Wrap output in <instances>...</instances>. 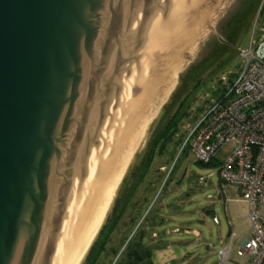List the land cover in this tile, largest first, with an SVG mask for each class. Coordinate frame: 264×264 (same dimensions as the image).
<instances>
[{
    "label": "water",
    "instance_id": "95a60500",
    "mask_svg": "<svg viewBox=\"0 0 264 264\" xmlns=\"http://www.w3.org/2000/svg\"><path fill=\"white\" fill-rule=\"evenodd\" d=\"M256 0H0V264H81L196 68Z\"/></svg>",
    "mask_w": 264,
    "mask_h": 264
},
{
    "label": "rangeland",
    "instance_id": "374dc122",
    "mask_svg": "<svg viewBox=\"0 0 264 264\" xmlns=\"http://www.w3.org/2000/svg\"><path fill=\"white\" fill-rule=\"evenodd\" d=\"M263 30L264 0H256L229 36L226 47L217 50L211 62L196 68L160 113L142 139L137 163L101 226H106L110 245L122 247L128 236L143 228L155 264L246 263L247 258L237 251L249 237L247 203L235 185L222 181L217 174L218 159H223L231 146L218 152L214 166L202 165L194 159L188 138L212 100L225 95L230 81L240 71L241 54ZM173 118L177 119V129L172 137L153 144L154 137ZM150 146L154 153L148 159ZM208 174L206 184H199L198 178ZM121 212V219L113 228L112 220ZM214 216L219 222L213 221ZM220 248L227 249L224 263L218 253ZM110 259L111 254L105 264Z\"/></svg>",
    "mask_w": 264,
    "mask_h": 264
},
{
    "label": "built area",
    "instance_id": "2783aa9c",
    "mask_svg": "<svg viewBox=\"0 0 264 264\" xmlns=\"http://www.w3.org/2000/svg\"><path fill=\"white\" fill-rule=\"evenodd\" d=\"M242 53L240 71L222 99H214L188 138L197 162L207 164L226 145L219 160V178L235 185L245 199L250 234L237 254L245 264H264V30ZM210 174L198 178L205 185ZM214 222H219L216 216ZM222 263L227 249H219Z\"/></svg>",
    "mask_w": 264,
    "mask_h": 264
},
{
    "label": "trees",
    "instance_id": "16d2710c",
    "mask_svg": "<svg viewBox=\"0 0 264 264\" xmlns=\"http://www.w3.org/2000/svg\"><path fill=\"white\" fill-rule=\"evenodd\" d=\"M231 82L232 81H230V84ZM223 96L219 99H222ZM176 121L177 119L175 118L169 121L166 128H163L160 133L154 137L153 144H156L160 140H162V142H167L169 137L171 138L172 134H174L177 129ZM168 129L169 131L167 132ZM153 153L154 148L150 146L148 159L151 158ZM198 163L209 166H214L216 164L215 161H211L207 164ZM121 214L122 212L116 215V218L112 220L113 228L119 223ZM151 248V244L147 241L146 230L143 228H140L130 237L128 236L126 241L122 242V247L115 248V246L110 245V237L106 233V226H103L86 253L83 264H105V259L109 254L112 255L109 264H155L151 259Z\"/></svg>",
    "mask_w": 264,
    "mask_h": 264
},
{
    "label": "crops",
    "instance_id": "0c3cea01",
    "mask_svg": "<svg viewBox=\"0 0 264 264\" xmlns=\"http://www.w3.org/2000/svg\"><path fill=\"white\" fill-rule=\"evenodd\" d=\"M246 217H247V221L249 222V220H248V214H246ZM248 233L250 234V222H249V232H248ZM243 241H244V240H243ZM243 241H242V242H243ZM242 242H241V243H242ZM220 249H221V248H220Z\"/></svg>",
    "mask_w": 264,
    "mask_h": 264
}]
</instances>
